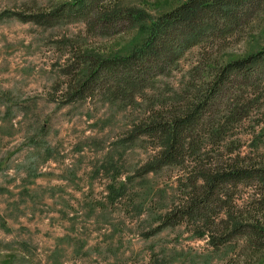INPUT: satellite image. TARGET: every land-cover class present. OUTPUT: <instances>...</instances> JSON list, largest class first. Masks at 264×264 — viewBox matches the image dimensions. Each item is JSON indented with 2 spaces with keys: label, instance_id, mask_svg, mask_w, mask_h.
Masks as SVG:
<instances>
[{
  "label": "rangeland",
  "instance_id": "1",
  "mask_svg": "<svg viewBox=\"0 0 264 264\" xmlns=\"http://www.w3.org/2000/svg\"><path fill=\"white\" fill-rule=\"evenodd\" d=\"M69 1L0 0V264H264L263 244L232 234L227 223L233 212L264 227L260 179L225 186L226 202L210 213L213 227L205 217L188 216L155 231L164 216L186 206L187 176L198 162L187 156L182 164L144 172L159 148L149 136L132 133L153 101L189 85L201 46L134 104L103 92L64 101L62 68L74 51L128 54L145 37L144 26L186 0H116L148 18L114 36L73 17L49 25L23 19ZM251 8L257 14L231 39L228 50L236 53L225 60L264 45V0ZM251 96L259 98L256 107L228 125L223 142L204 141L203 163L238 161L264 170V90Z\"/></svg>",
  "mask_w": 264,
  "mask_h": 264
},
{
  "label": "trees",
  "instance_id": "2",
  "mask_svg": "<svg viewBox=\"0 0 264 264\" xmlns=\"http://www.w3.org/2000/svg\"><path fill=\"white\" fill-rule=\"evenodd\" d=\"M259 1L186 0L144 26L145 37L128 54L102 57L77 50L62 68L68 80L64 101L70 103L103 92L110 99L134 104L161 77L177 70L188 51L201 46L198 62L190 70L189 85L181 92L172 93L171 88L173 95L153 101L151 112L132 133L133 138L149 136L154 147L159 148L142 168L144 172L182 164L187 156L198 162L187 176L186 206L164 216L156 232L188 216L205 217L213 227L210 213H217L226 202L221 196L226 185L252 179L264 183L262 169L245 168L238 161L207 164L198 156L207 138L223 142L228 136V125L244 120L256 107L259 98L251 95L264 90V45L246 56L224 59L232 55L228 52L236 53L228 50L230 41L240 38L251 25L257 14L251 6ZM115 2L71 0L51 12L34 13L23 19L49 25L73 17L87 22L91 31L114 36L124 27L148 18L145 10ZM229 215L227 223L234 226L232 234L244 235L264 246V227L257 218L243 221L233 212Z\"/></svg>",
  "mask_w": 264,
  "mask_h": 264
}]
</instances>
